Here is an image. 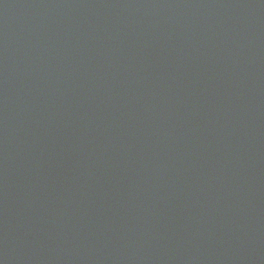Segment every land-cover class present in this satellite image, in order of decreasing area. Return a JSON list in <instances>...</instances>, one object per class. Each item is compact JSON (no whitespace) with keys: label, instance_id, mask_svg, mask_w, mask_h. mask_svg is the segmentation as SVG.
Instances as JSON below:
<instances>
[{"label":"water","instance_id":"water-1","mask_svg":"<svg viewBox=\"0 0 264 264\" xmlns=\"http://www.w3.org/2000/svg\"><path fill=\"white\" fill-rule=\"evenodd\" d=\"M0 264H264V0H0Z\"/></svg>","mask_w":264,"mask_h":264}]
</instances>
